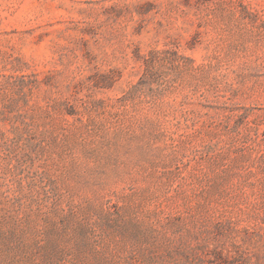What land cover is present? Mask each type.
Returning <instances> with one entry per match:
<instances>
[{"label":"rangeland","instance_id":"rangeland-1","mask_svg":"<svg viewBox=\"0 0 264 264\" xmlns=\"http://www.w3.org/2000/svg\"><path fill=\"white\" fill-rule=\"evenodd\" d=\"M0 264H264V0H0Z\"/></svg>","mask_w":264,"mask_h":264},{"label":"trees","instance_id":"trees-1","mask_svg":"<svg viewBox=\"0 0 264 264\" xmlns=\"http://www.w3.org/2000/svg\"><path fill=\"white\" fill-rule=\"evenodd\" d=\"M163 51L151 49L148 51L147 55H141L140 53H135V58L141 62L142 75L141 79L143 80L146 77H151L155 71L156 65L162 60ZM141 80V81H142ZM135 89V88H132Z\"/></svg>","mask_w":264,"mask_h":264}]
</instances>
